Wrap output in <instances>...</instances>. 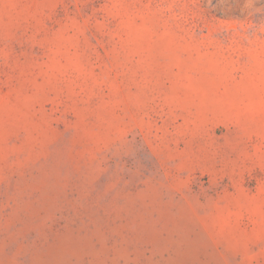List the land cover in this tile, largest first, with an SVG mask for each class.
Wrapping results in <instances>:
<instances>
[{
    "label": "rangeland",
    "instance_id": "1",
    "mask_svg": "<svg viewBox=\"0 0 264 264\" xmlns=\"http://www.w3.org/2000/svg\"><path fill=\"white\" fill-rule=\"evenodd\" d=\"M0 264H264V0H0Z\"/></svg>",
    "mask_w": 264,
    "mask_h": 264
}]
</instances>
